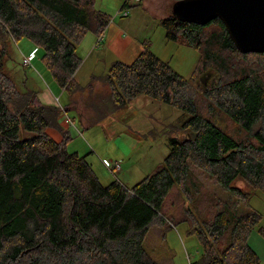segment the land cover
Masks as SVG:
<instances>
[{
	"label": "trees",
	"instance_id": "16d2710c",
	"mask_svg": "<svg viewBox=\"0 0 264 264\" xmlns=\"http://www.w3.org/2000/svg\"><path fill=\"white\" fill-rule=\"evenodd\" d=\"M95 1L0 0V35L31 40L72 92L77 44L86 32L101 35L111 18ZM160 24L166 38L199 53L191 83L216 76L194 90L147 48L130 64L110 65L103 81L115 107L145 96L186 116L178 126L184 137L170 138L161 168L131 187L118 180L102 185L85 156L67 150L59 107L17 89L3 70L0 45V264H159L143 240L151 227L168 223L188 224L200 241L202 252L190 264H260L248 238L255 228L264 238L263 216L238 213L237 203L249 204L250 195L231 184L240 177L264 192V53L238 51L218 18L199 25L170 13ZM222 120L238 126L236 137ZM191 166L230 194V207L203 195ZM174 188L182 209L167 216Z\"/></svg>",
	"mask_w": 264,
	"mask_h": 264
},
{
	"label": "rangeland",
	"instance_id": "374dc122",
	"mask_svg": "<svg viewBox=\"0 0 264 264\" xmlns=\"http://www.w3.org/2000/svg\"><path fill=\"white\" fill-rule=\"evenodd\" d=\"M123 1H99L110 5L113 13L109 12L110 21L101 35L86 32L77 44L76 52L81 63L72 92L61 87L41 58L43 50L28 38L15 41L0 35V45L5 46L3 70L13 79L17 89L33 91L43 103L59 107L60 123L66 122L65 129L70 135L67 150L85 156L102 185L118 180L131 187L161 168L169 152L170 138L184 137L178 126L186 116L180 117L179 109L145 96L132 99L124 107H115L103 81L108 68L115 61L132 63L138 53L147 48L190 84L199 53L193 47L166 38L160 19L144 5L128 6L125 9L127 16H123L120 8ZM165 2L164 6L159 2V12L162 10L161 14L167 16L173 1ZM31 50L35 58L30 65H25L23 59ZM211 75L201 77L190 87L194 90L207 87L216 76ZM220 124L231 136L236 137L239 133L238 126L231 121L222 120ZM49 134L55 140L61 138L60 133L53 130H49ZM103 159L111 166L104 164ZM115 164H119L120 169L114 170ZM191 171L200 182L203 195L216 197L230 207L233 203L230 194L214 178L195 166H191ZM231 186L250 195L249 204L235 202L238 213H261L260 225L264 226V192L251 189L240 177ZM177 191L174 188L166 200L167 216L177 215L182 209ZM182 204L185 206L187 202ZM168 224L151 227L145 235L143 247L159 264H190L202 252L200 241L195 233L190 232L188 224ZM252 232L258 233L256 228Z\"/></svg>",
	"mask_w": 264,
	"mask_h": 264
},
{
	"label": "water",
	"instance_id": "95a60500",
	"mask_svg": "<svg viewBox=\"0 0 264 264\" xmlns=\"http://www.w3.org/2000/svg\"><path fill=\"white\" fill-rule=\"evenodd\" d=\"M171 14L199 25L218 18L238 51L264 53V0H179Z\"/></svg>",
	"mask_w": 264,
	"mask_h": 264
},
{
	"label": "crops",
	"instance_id": "0c3cea01",
	"mask_svg": "<svg viewBox=\"0 0 264 264\" xmlns=\"http://www.w3.org/2000/svg\"><path fill=\"white\" fill-rule=\"evenodd\" d=\"M99 1H102V0H97L96 2V8L98 10H101L105 13H107L109 15V12L113 13L112 12V7L110 5H103V2L102 4L99 3ZM159 2H161V6L164 4H166L165 0H143L142 3L140 5H144L147 9H150L152 12H154L157 16V19H161L162 17L166 16L164 14H161L162 13V10L159 12ZM123 4V2H122ZM173 4V2H172ZM172 4L170 6V13H171V9H172ZM122 7V5L120 6V8ZM169 13V14H170ZM127 16V15H126ZM106 39V37H105ZM33 51L31 50L29 54H31ZM35 54V53H34ZM35 58V56H34ZM39 97V96H38ZM40 99V97H39ZM46 102L48 103H51L50 99L48 98H45ZM41 100V99H40ZM149 101V100H148ZM146 101V102H148ZM62 126L65 128L66 127V122L62 124ZM103 160H106V159H103ZM107 161V160H106ZM261 235L259 233H253L251 232L249 238H248V243L250 245V247L256 252V254L259 256V259H260V264H264V238L260 237ZM254 241V242H253Z\"/></svg>",
	"mask_w": 264,
	"mask_h": 264
},
{
	"label": "built area",
	"instance_id": "2783aa9c",
	"mask_svg": "<svg viewBox=\"0 0 264 264\" xmlns=\"http://www.w3.org/2000/svg\"><path fill=\"white\" fill-rule=\"evenodd\" d=\"M143 0H124V2L126 3V6L124 8L121 9V13L123 16L127 15V11L125 10L128 6H135V5H140L142 3ZM35 56L34 52H32L31 54H29L28 56L24 57L23 59V63L25 65H30L31 60L33 59V57ZM104 164H107V166H111L110 163L106 160L103 161ZM114 170H118L120 169V165L119 164H115L113 166Z\"/></svg>",
	"mask_w": 264,
	"mask_h": 264
}]
</instances>
